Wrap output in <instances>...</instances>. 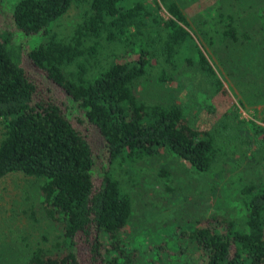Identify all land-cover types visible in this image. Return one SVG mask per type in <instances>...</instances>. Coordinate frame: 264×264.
<instances>
[{
	"label": "trees",
	"instance_id": "obj_1",
	"mask_svg": "<svg viewBox=\"0 0 264 264\" xmlns=\"http://www.w3.org/2000/svg\"><path fill=\"white\" fill-rule=\"evenodd\" d=\"M119 1L14 0L0 13V178L13 172L34 178L38 213L60 234L52 251L36 246L23 264H140L144 248L124 245L134 210L133 197L119 187L124 176L137 181L138 163L151 162L161 150L194 171H208L228 152L213 131L246 128L264 141V113L261 124L224 123L227 114L220 111L209 129H201L172 96L178 83L164 88L180 73L197 72L211 96L228 104L201 50L186 43L184 9L196 0H160L165 19L156 13V0H129L127 6ZM214 15L218 23L223 20L221 39L251 40L239 15ZM262 15L264 5H254L243 19L253 16L245 22L253 25ZM258 24L264 54V22ZM36 37L40 41L32 42ZM153 66L164 94L147 101L138 86ZM26 67L63 96L43 91ZM72 113L91 128L99 154L72 125ZM167 171L160 164L155 176L158 181L162 174L164 192L171 194ZM244 195L240 223L215 214L194 220L189 253L179 264H264V183Z\"/></svg>",
	"mask_w": 264,
	"mask_h": 264
},
{
	"label": "rangeland",
	"instance_id": "obj_2",
	"mask_svg": "<svg viewBox=\"0 0 264 264\" xmlns=\"http://www.w3.org/2000/svg\"><path fill=\"white\" fill-rule=\"evenodd\" d=\"M13 1L0 0L2 16L5 15V5ZM156 1L157 15L167 18L160 0ZM129 3V0L118 2L124 6ZM254 5L263 7L264 0H196L186 4L184 12H187V22L183 24L188 34L186 43L190 48L195 44L201 50L220 83L219 91L223 92L228 103L224 107L216 96H211L208 82L202 78V74L184 69L186 73L178 74L168 81L171 85L165 83L164 88L174 87L178 83V89L173 90L172 96L179 98L182 105L189 108L188 118L192 126L209 129L212 120L220 116V111H226L224 123L230 119H242L244 123L256 120V124L260 123L258 120L264 113V54L257 26L259 20L264 22V15L262 19L256 18L257 23L253 25L245 23L252 21L253 16L243 19ZM218 11L230 13L237 20L239 15L244 24L242 28H248L252 35L251 40L231 44L228 39H221L223 27L219 24L223 20L218 23L214 15ZM208 12L212 17L208 16ZM73 13L74 8L60 22L66 23ZM203 19L206 22L202 25ZM40 39L36 37L32 42ZM25 69L39 82L43 91L50 89L48 93L55 99L63 96L47 79L39 77L30 67ZM156 70L154 66L149 69L147 78L138 86V95L144 100H157L164 94L155 83ZM166 93L164 97H167ZM209 103L213 107H208ZM74 115H70L72 125L87 134L93 151L99 154L101 151L91 128L78 123ZM244 129L235 131L233 127L232 131H213L221 138V145L228 152L223 163L208 171H194L181 159L161 150L151 162L138 163L140 171L137 181L130 176L123 177L119 187L122 192L130 193L134 200L132 216L123 231L128 240L124 241V245L144 248L140 254V264L183 262L189 253L187 233L192 230L197 218L215 214L239 220L243 213L245 191L256 182L264 183V141L253 131ZM160 164L168 169L171 194L164 192L162 174H159L158 181L156 179L155 170L160 168ZM35 187L37 181L20 172L8 173L0 178V264H23L36 246L52 251L60 241L56 228L38 213Z\"/></svg>",
	"mask_w": 264,
	"mask_h": 264
}]
</instances>
